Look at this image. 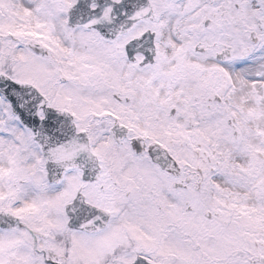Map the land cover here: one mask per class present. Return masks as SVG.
<instances>
[{
    "label": "snow or ice",
    "instance_id": "obj_1",
    "mask_svg": "<svg viewBox=\"0 0 264 264\" xmlns=\"http://www.w3.org/2000/svg\"><path fill=\"white\" fill-rule=\"evenodd\" d=\"M0 264H264V0H0Z\"/></svg>",
    "mask_w": 264,
    "mask_h": 264
}]
</instances>
